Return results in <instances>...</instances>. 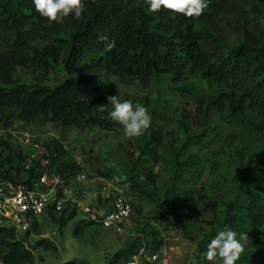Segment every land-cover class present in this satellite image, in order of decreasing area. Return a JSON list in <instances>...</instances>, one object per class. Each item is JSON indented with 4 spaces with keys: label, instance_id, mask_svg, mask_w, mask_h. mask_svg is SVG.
Listing matches in <instances>:
<instances>
[{
    "label": "trees",
    "instance_id": "16d2710c",
    "mask_svg": "<svg viewBox=\"0 0 264 264\" xmlns=\"http://www.w3.org/2000/svg\"><path fill=\"white\" fill-rule=\"evenodd\" d=\"M84 3L79 19L69 16L58 24L42 18L32 0H0V130L16 122L58 123L80 130L121 128L110 118L113 109L106 99L115 95L116 85L166 87L171 94L161 93L160 104L175 95L184 101L171 111L163 105V114H169L166 126L127 139L121 160L154 189L163 176L154 171L162 152L171 156L176 170H194L201 160L194 153L197 143L215 138L229 143L234 197L223 217L213 207L201 208L198 215L208 222L211 211L215 222L222 218L245 234L264 229V0H206L202 15L191 18L149 12L143 0ZM109 42L115 46L106 51ZM57 62L67 74L61 83L20 81L23 69L46 72ZM119 99L129 100L124 92ZM100 105H105L103 111ZM42 144L46 153L25 167L24 146L17 142L13 153L10 133L0 134V156L8 152L0 159V178L31 187L44 159L58 174L80 169L76 162L63 161L66 151L60 143ZM168 192L184 200L198 197L192 187L184 190L174 183ZM47 215L53 217L54 212L48 210ZM57 220L65 224L62 215ZM31 229L17 236L12 227L0 225L2 264H34L36 247L54 248L46 239L27 246ZM80 231L76 226L74 232ZM143 245L153 251L158 247Z\"/></svg>",
    "mask_w": 264,
    "mask_h": 264
},
{
    "label": "rangeland",
    "instance_id": "374dc122",
    "mask_svg": "<svg viewBox=\"0 0 264 264\" xmlns=\"http://www.w3.org/2000/svg\"><path fill=\"white\" fill-rule=\"evenodd\" d=\"M16 75V73H15ZM67 74L61 62L51 63V67L42 72L22 70L20 81L54 86L61 83ZM204 84L203 81L199 82ZM115 95L120 98L123 92L133 105L145 106L151 116V126L144 132L157 126L165 127L168 113L184 101V97L175 95L171 101L161 103V93L171 94L170 89L153 84L142 87L130 84L123 87L116 85ZM12 131L21 135V140L11 135L12 152L17 150V142L29 140L43 146V142L55 140L60 143L66 156L63 161L76 162L80 169L72 173L59 174L64 177L68 190L66 207L63 213L54 216L44 215L32 227L26 245L31 247L40 239L48 240L54 248L34 249V264H63L74 260L79 264H127L130 255L146 242L158 245L157 258L145 264H213L205 259L207 246L220 230L231 229L240 240L241 230L223 222H215L213 214L207 216L208 222L198 215L201 208L211 209L223 217L225 207L235 194L236 181L229 165L233 160L232 145L219 139H209L197 143L194 153L200 162L194 170H176L171 156L162 152V161L156 163L154 171L163 176L158 180L157 188L151 189L135 174L130 165L121 160V145L129 139L124 135L123 127L105 130L98 127L76 129L58 123L25 124L16 122ZM7 131L0 132L5 135ZM29 135L28 138L25 135ZM19 139V140H18ZM20 142V143H21ZM21 143L24 146L25 166H33L41 156L39 149ZM7 151L3 152L2 160ZM255 154L253 150V155ZM59 173L57 167L50 170ZM126 179L116 182L113 177ZM79 177V178H78ZM170 183L175 187L188 190L192 187L198 192L193 199H180L168 192ZM116 195L123 196L132 206V214L121 230L104 228L98 224H84L81 205L98 207L109 204ZM73 213L71 219L69 214ZM62 215L64 225L57 220ZM195 218H194V217ZM79 226L81 231L74 232ZM249 241H241L244 252L236 264H264V229L245 234ZM156 240L158 242H156ZM118 254V257L115 255ZM215 264H222L219 259Z\"/></svg>",
    "mask_w": 264,
    "mask_h": 264
},
{
    "label": "built area",
    "instance_id": "2783aa9c",
    "mask_svg": "<svg viewBox=\"0 0 264 264\" xmlns=\"http://www.w3.org/2000/svg\"><path fill=\"white\" fill-rule=\"evenodd\" d=\"M6 131L21 140L22 136L17 133L19 131L10 129ZM25 136L28 138L29 135ZM26 140V143L20 142L39 149L41 154L46 153L45 147ZM47 164L48 159H44L41 173L31 187L21 182L0 178V225L12 227L17 236L31 229L33 221H38L40 217L47 215L48 210L60 213L66 207L68 190L65 180L59 174L50 171ZM80 212L86 221H92L104 228L121 230L132 214V206L123 196L116 195L106 205L98 207L81 205ZM144 249L143 245L134 251L128 258L127 264L154 262L157 254Z\"/></svg>",
    "mask_w": 264,
    "mask_h": 264
},
{
    "label": "clouds",
    "instance_id": "9594fccd",
    "mask_svg": "<svg viewBox=\"0 0 264 264\" xmlns=\"http://www.w3.org/2000/svg\"><path fill=\"white\" fill-rule=\"evenodd\" d=\"M92 2L95 3V0ZM143 2L148 5L149 12L164 10L189 18L199 17L208 6L206 0H143ZM32 3L35 11L49 23H63L69 16L79 19L86 10L84 0H32ZM101 39L106 41L107 37ZM114 46V42H109L105 50L111 51ZM106 99L113 109L109 113L110 118L123 126L124 135L127 138L139 137L151 126V116L145 106L139 103L134 106L131 100L121 102L117 95H110ZM104 106H99L101 111L104 110ZM113 179L120 182L126 177L116 176ZM236 237L237 233L231 229L218 231L207 246L205 259L213 264L217 259L222 264H236L244 252L241 241H249L245 233L241 234L240 240Z\"/></svg>",
    "mask_w": 264,
    "mask_h": 264
}]
</instances>
